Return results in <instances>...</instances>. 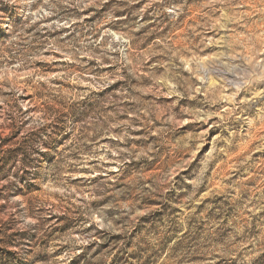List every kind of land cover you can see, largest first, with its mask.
Listing matches in <instances>:
<instances>
[{
	"label": "rangeland",
	"instance_id": "1",
	"mask_svg": "<svg viewBox=\"0 0 264 264\" xmlns=\"http://www.w3.org/2000/svg\"><path fill=\"white\" fill-rule=\"evenodd\" d=\"M0 264H264V0H0Z\"/></svg>",
	"mask_w": 264,
	"mask_h": 264
}]
</instances>
